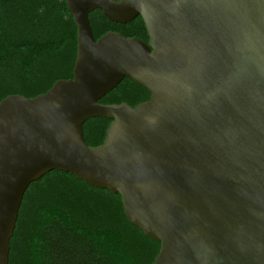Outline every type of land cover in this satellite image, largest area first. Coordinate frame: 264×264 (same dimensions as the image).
Segmentation results:
<instances>
[{
    "label": "water",
    "instance_id": "obj_1",
    "mask_svg": "<svg viewBox=\"0 0 264 264\" xmlns=\"http://www.w3.org/2000/svg\"><path fill=\"white\" fill-rule=\"evenodd\" d=\"M73 76L0 101V264L29 185L52 169L122 196L153 264H264V0H66ZM143 17L149 40L89 14ZM124 77L146 101L102 103ZM112 119L89 145L84 123Z\"/></svg>",
    "mask_w": 264,
    "mask_h": 264
},
{
    "label": "trees",
    "instance_id": "obj_2",
    "mask_svg": "<svg viewBox=\"0 0 264 264\" xmlns=\"http://www.w3.org/2000/svg\"><path fill=\"white\" fill-rule=\"evenodd\" d=\"M89 17L97 39L114 30L149 40L141 15L120 23L96 8ZM77 32L66 0H0V101L14 93L33 97L72 77ZM150 95L124 77L100 102L135 106ZM111 121H85L87 143L101 144ZM159 249L160 241L128 219L119 193L52 169L24 194L9 264H153Z\"/></svg>",
    "mask_w": 264,
    "mask_h": 264
}]
</instances>
